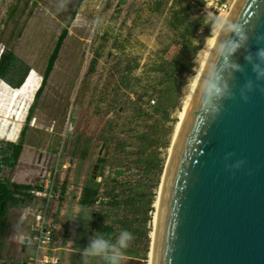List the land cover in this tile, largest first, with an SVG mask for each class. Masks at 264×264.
<instances>
[{"label":"rangeland","instance_id":"rangeland-1","mask_svg":"<svg viewBox=\"0 0 264 264\" xmlns=\"http://www.w3.org/2000/svg\"><path fill=\"white\" fill-rule=\"evenodd\" d=\"M157 1L0 0V52L11 49L17 59L8 77L15 81L26 68L31 69L17 88L0 78V179L10 178L14 185H30L31 189L45 183L50 186L53 180L47 212L56 225L51 247L57 248L58 264H71V237L79 221L78 197L89 180L98 185L100 195L134 191L149 201L146 255L137 250L132 256L124 255L122 261L148 264L153 204L179 111L203 46L235 0L220 1L225 5L222 10L215 0L205 2L201 11L209 25L197 31L202 45L194 59L193 74L186 76L165 107L166 114L154 109L158 96L154 89L159 87L149 69L163 46L169 45V53L175 51L176 36L167 24L172 0ZM63 27L67 33L57 58L34 99ZM103 140L109 145L107 154L92 178ZM7 143H21L12 168L1 163L3 152H10ZM83 150L86 155L81 159ZM148 161L154 167H149ZM19 198L18 204L9 202L7 207L0 232V264L24 263L23 237L32 216H23V209L30 206L34 213L45 204L41 197L35 201L29 196ZM108 208L100 203L92 206L95 210ZM122 213L120 210L117 216ZM108 218L106 222L115 216ZM114 227L118 229V224ZM76 261L82 264L81 255Z\"/></svg>","mask_w":264,"mask_h":264},{"label":"water","instance_id":"water-1","mask_svg":"<svg viewBox=\"0 0 264 264\" xmlns=\"http://www.w3.org/2000/svg\"><path fill=\"white\" fill-rule=\"evenodd\" d=\"M153 228L151 264H264V0L235 1L199 73Z\"/></svg>","mask_w":264,"mask_h":264},{"label":"trees","instance_id":"trees-1","mask_svg":"<svg viewBox=\"0 0 264 264\" xmlns=\"http://www.w3.org/2000/svg\"><path fill=\"white\" fill-rule=\"evenodd\" d=\"M159 1L160 0H158L157 3ZM206 1L207 0L171 1L167 24L176 36L173 39V45L176 49L174 52L169 53V45L163 46L159 50L158 56L150 63L149 69L153 72L154 82L159 87L158 89H154V92L158 94L157 104L154 106L155 111L161 110V112L165 113V107L170 104V100L178 93L186 76L193 74L194 59L202 45L200 39L201 35H198L197 31L200 28L206 29L209 25V22H205V15L201 11ZM13 9L14 7L10 9L9 14H13ZM66 33L67 28L63 27L48 57L46 68L42 74V82L35 93L34 99L38 96L41 87L46 83ZM16 60V56L11 49L3 48L1 50L0 78L13 88L21 86L30 69L26 68L19 75L17 80H11L8 75L16 66ZM170 106L173 107L174 105ZM33 107L34 101L29 107L27 120L30 119ZM25 128L26 127H23L21 130V136L24 134ZM7 145L10 152L8 154L5 151L3 152L1 163L12 168L16 164L21 143H7ZM144 147L146 148L147 146L145 145ZM85 155L86 150H83L80 158L84 159ZM149 159L151 160V158ZM149 163H151V161ZM151 166L154 167L153 163L149 165V167ZM118 172L119 171H117L116 174ZM23 189L25 192L21 193L20 190ZM30 189V185H14L10 181V178L0 179V232L4 226L9 202H12V205L18 204L21 199L15 195L21 193L25 197H28L29 193L27 191ZM64 190L65 188L63 187L62 192H64ZM96 203L107 204L109 208L104 210L92 209V206ZM149 204V201L144 199L142 193L134 191H130L126 195L113 192H106L100 195L98 185L89 180L81 189L78 198L79 211L77 216L79 221L76 223L74 234L71 237V250L73 254L71 264L78 263L76 258L80 257L82 249L88 245L90 239L94 238L96 233H100L104 238L114 242L117 235L122 230H128L134 236V240L131 246L126 250L125 255L132 256V254H136L137 250H139V252H143V256H145V251L149 242V229L146 227V222L150 218L148 216ZM120 210H122L124 214L122 213L123 215L118 217L117 215ZM110 215L115 216V218L113 221L106 222L105 219ZM89 218H91V220H89ZM115 223L118 224V229L114 227ZM1 245L2 243L0 241V248ZM90 264H104V262L97 257L90 258Z\"/></svg>","mask_w":264,"mask_h":264},{"label":"built area","instance_id":"built-area-1","mask_svg":"<svg viewBox=\"0 0 264 264\" xmlns=\"http://www.w3.org/2000/svg\"><path fill=\"white\" fill-rule=\"evenodd\" d=\"M217 4L219 9L222 10L225 8V5L222 4L220 0H215V5ZM52 184L53 180L50 186H48V183H45L41 185V188L33 187V189L27 191L29 197H32L33 201L41 197L45 199V204H43L41 208L36 209L34 213H32V208L30 206H26L23 209V216H32L31 223L28 225V231L23 237L24 249H26L23 264H58L60 262L59 255L56 253L57 248L51 247V244L54 243L56 225L47 212ZM20 196L22 198L25 197L19 193L16 197Z\"/></svg>","mask_w":264,"mask_h":264},{"label":"clouds","instance_id":"clouds-1","mask_svg":"<svg viewBox=\"0 0 264 264\" xmlns=\"http://www.w3.org/2000/svg\"><path fill=\"white\" fill-rule=\"evenodd\" d=\"M91 220V218H89ZM134 236L128 230H122L112 242L96 233L88 245L81 251L82 264H90V258H100L104 264H122L126 250L131 246Z\"/></svg>","mask_w":264,"mask_h":264},{"label":"bare ground","instance_id":"bare-ground-1","mask_svg":"<svg viewBox=\"0 0 264 264\" xmlns=\"http://www.w3.org/2000/svg\"><path fill=\"white\" fill-rule=\"evenodd\" d=\"M235 1H234V3H235ZM234 3H233V5H234ZM230 11L226 12L224 14V17L222 18V20H220V22L218 23V25L215 28L214 35L209 37L207 39L205 45L203 46V50H202V54H201V59H200L199 65L196 68V71H195V73H194V75L192 77V81H191L190 85L188 86L189 88H188L187 93L185 95L182 108L179 111V116H178V120H177V122L175 124V128H174V132H173V135H172L171 144L168 147L169 157L167 159V162H166V165H165V168H164V171H163L164 173L161 176V180H160V183H159V186H158V190H157V194H156V199H155L154 204H153L154 208H155L154 216H153V227H155V224H156V217H157L159 199H160V196H161V191H162V186H163V177H164V175H165V173L167 171V168H168V164H169L170 157H171V154H172V151H173L175 140H176V137H177V134H178V131H179V128H180V125H181V122H182V119H183V116H184V113H185V110H186V107H187V104H188V101H189V98H190V95H191V92H192V89L194 87V84H195V82H196V80H197V78L199 76V73H200V71H201V69H202V67H203V65H204V63H205V61H206V59H207L212 47H213V45H214V43H215V41H216V39H217V37H218L223 25H224V23H225L228 15H229V13H230ZM27 77H26V79H27ZM26 79L23 81V83H25ZM153 227H152V230L150 232V247H149V253H148V264H151V261H152V249H153L152 243H153L154 231H155V228H153Z\"/></svg>","mask_w":264,"mask_h":264},{"label":"flooded vegetation","instance_id":"flooded-vegetation-1","mask_svg":"<svg viewBox=\"0 0 264 264\" xmlns=\"http://www.w3.org/2000/svg\"><path fill=\"white\" fill-rule=\"evenodd\" d=\"M108 147H109V145H108V143H105L104 142V140L101 142V144L99 145V149H98V151H97V155H98V157L96 158V163H97V159H102V158H104L105 159V156H106V154H107V150H108ZM100 155H102V156H104V157H100ZM100 163L101 162H99L98 163V169L100 168ZM95 164V163H94ZM93 164V165H94ZM97 169V170H98ZM80 195V194H79ZM79 198V197H78Z\"/></svg>","mask_w":264,"mask_h":264}]
</instances>
